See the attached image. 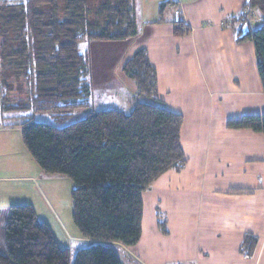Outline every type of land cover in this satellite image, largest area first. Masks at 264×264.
Masks as SVG:
<instances>
[{
  "label": "trees",
  "instance_id": "1",
  "mask_svg": "<svg viewBox=\"0 0 264 264\" xmlns=\"http://www.w3.org/2000/svg\"><path fill=\"white\" fill-rule=\"evenodd\" d=\"M173 4L163 2L160 13ZM253 9L257 27L250 21ZM237 19L243 29L237 41L254 44L264 89V0H247ZM190 32L185 22L174 23L176 36ZM137 35L135 0H0V126L6 113H18L23 142L40 168L74 183V223L83 237L100 243L80 248L73 264H122L109 243L139 242L143 193L161 175L187 163L183 116L161 104L157 71L145 48L122 67L146 99L130 112L90 111L65 126L34 120V114L48 113L62 121L91 108L94 83L84 44ZM226 126L264 134V114L228 119ZM158 221L167 233L165 221ZM0 232V264H71V250L61 246L31 204L12 205ZM255 242L247 236L244 245L252 251Z\"/></svg>",
  "mask_w": 264,
  "mask_h": 264
},
{
  "label": "crops",
  "instance_id": "2",
  "mask_svg": "<svg viewBox=\"0 0 264 264\" xmlns=\"http://www.w3.org/2000/svg\"><path fill=\"white\" fill-rule=\"evenodd\" d=\"M165 1L135 0L136 37L87 45L90 56L97 44L103 52L101 71L95 73L92 65V80L102 82L104 92L135 96L132 106L138 102L136 85L122 67L145 48L157 71L161 104L183 116L187 163L143 193L139 242L109 245L122 264H264V134L226 126L228 119L264 114L255 46L236 38L247 0H172L161 14ZM229 19L232 24L225 25ZM179 20L191 27L190 34H174ZM4 117L0 207L10 208L37 190L29 184L34 175L42 179L47 173L26 160L23 138L7 130L22 121L20 115ZM159 217L167 233L159 228ZM247 236L256 240L252 251L244 245Z\"/></svg>",
  "mask_w": 264,
  "mask_h": 264
},
{
  "label": "rangeland",
  "instance_id": "3",
  "mask_svg": "<svg viewBox=\"0 0 264 264\" xmlns=\"http://www.w3.org/2000/svg\"><path fill=\"white\" fill-rule=\"evenodd\" d=\"M87 45V43L84 44V52L90 50V47ZM100 45L101 44L95 45V48L93 46L91 47L90 62L91 67L93 65L95 73H98L102 69L100 58L103 55V52ZM93 80L95 87L92 96L91 108L76 110L69 117L65 118L62 121H57L51 114L48 113H36L33 115L34 120L37 122H44L56 126H65L77 120L83 119L90 111L118 109L124 112H130L134 108L135 104L133 106L132 104L135 100V96L119 90H117L118 92L114 93L110 91L104 92L103 88L98 86L100 84L102 85V82H99L100 84L96 83L95 77L93 78ZM139 98L140 97L137 94L136 99L138 101ZM141 101H146V99H142ZM148 102L152 104L155 103V101L152 99H150ZM7 130H11L14 135L22 138L21 125L18 124L13 128H8ZM23 147L26 155V160L30 159V161H34L37 164L30 152L26 149L24 143ZM48 177L50 178L49 180ZM29 184L35 185L37 190H34L30 194V199L22 200V198H19L15 202L19 203L22 201V204L33 205L38 214L39 220L47 222L49 224L53 233L58 238L61 246H71V264L74 263L77 250L88 246L89 244H91V242L100 243V241L83 237L74 223V205L71 195L74 188V183L68 176L58 174L52 178L50 174H45L44 178L37 179V177L34 175L33 180L30 181ZM8 214L9 208L0 207V227L5 224Z\"/></svg>",
  "mask_w": 264,
  "mask_h": 264
},
{
  "label": "built area",
  "instance_id": "4",
  "mask_svg": "<svg viewBox=\"0 0 264 264\" xmlns=\"http://www.w3.org/2000/svg\"><path fill=\"white\" fill-rule=\"evenodd\" d=\"M249 15H250V21L251 23L256 26V25H259V16H258V13L256 12V10H251L249 11Z\"/></svg>",
  "mask_w": 264,
  "mask_h": 264
}]
</instances>
